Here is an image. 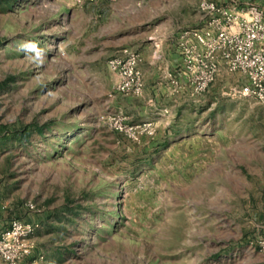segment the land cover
<instances>
[{
	"label": "rangeland",
	"instance_id": "rangeland-1",
	"mask_svg": "<svg viewBox=\"0 0 264 264\" xmlns=\"http://www.w3.org/2000/svg\"><path fill=\"white\" fill-rule=\"evenodd\" d=\"M115 1L0 0V233L39 225L17 264H264V102L233 95L247 79L224 68L189 92L177 38L201 0H135L146 36L129 38L147 56L159 27L168 72L145 88L139 66L142 93L117 92Z\"/></svg>",
	"mask_w": 264,
	"mask_h": 264
},
{
	"label": "built area",
	"instance_id": "built-area-1",
	"mask_svg": "<svg viewBox=\"0 0 264 264\" xmlns=\"http://www.w3.org/2000/svg\"><path fill=\"white\" fill-rule=\"evenodd\" d=\"M82 1V0H78ZM97 1V0H91ZM198 9L202 24L182 28L177 38L180 73L191 94L205 91L222 68L239 72L247 79L233 95L264 102V11L255 5L242 7L235 2L221 4L218 0H201ZM140 54L122 48L107 60L108 69L117 78L119 93L139 95L143 91ZM118 131H129L123 118H110ZM29 209L34 204H28ZM33 221L12 219L0 233V258L5 264H17L35 251L31 236L38 229ZM258 250L264 253V239Z\"/></svg>",
	"mask_w": 264,
	"mask_h": 264
},
{
	"label": "crops",
	"instance_id": "crops-1",
	"mask_svg": "<svg viewBox=\"0 0 264 264\" xmlns=\"http://www.w3.org/2000/svg\"><path fill=\"white\" fill-rule=\"evenodd\" d=\"M135 0H116L112 4H110V12L112 13V23L108 22V26L105 25L103 30L104 33H112V31H116L118 33L117 35V44L116 48H132L135 50H138L139 53L141 54V63L139 64L140 69L142 71V75L144 78V85L145 88H148V86L151 85L150 83V75L153 74V76L157 75H163V73H167L168 69L166 70H161V64L157 65V59L161 58L162 56L165 55V46L163 43V38L164 35L160 33L159 27L156 28L153 32L155 33L154 37L152 36L150 39L153 40L150 43V46L148 49L150 51L146 52L148 55L146 56L145 51L138 46H136V41L132 38L129 37H134V35H139L141 34L142 39H145L146 33L143 31V29L137 30L136 33L130 32V30L135 27V25H140L139 23V15L138 12H134L133 4ZM111 15V14H109ZM142 18V17H141ZM142 20V19H141ZM140 20V22H142ZM183 28V27H182ZM180 28V30L182 29ZM100 30V26H99ZM105 33V34H106ZM160 34V35H159ZM148 35V34H147ZM120 36L125 37L123 39L120 38ZM120 38V39H119ZM148 38V36L146 37ZM138 39V38H137ZM143 39V40H144ZM130 46V47H129ZM152 52H157V57L153 56L151 53ZM115 55V54H113ZM166 57V55L164 56ZM166 61V59H165ZM168 61V60H167ZM155 81V80H154ZM155 83H158V81H155ZM155 86V85H154Z\"/></svg>",
	"mask_w": 264,
	"mask_h": 264
},
{
	"label": "clouds",
	"instance_id": "clouds-1",
	"mask_svg": "<svg viewBox=\"0 0 264 264\" xmlns=\"http://www.w3.org/2000/svg\"><path fill=\"white\" fill-rule=\"evenodd\" d=\"M24 50L27 52H31L34 53V59L36 62H42L43 59V54H42V50L38 47L37 44L35 43H28L24 46Z\"/></svg>",
	"mask_w": 264,
	"mask_h": 264
}]
</instances>
